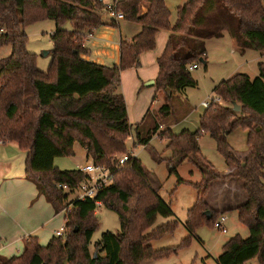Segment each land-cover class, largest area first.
<instances>
[{
	"label": "trees",
	"instance_id": "1",
	"mask_svg": "<svg viewBox=\"0 0 264 264\" xmlns=\"http://www.w3.org/2000/svg\"><path fill=\"white\" fill-rule=\"evenodd\" d=\"M116 9L125 21L139 24L141 30L131 38H120L119 62L106 66L81 57L89 54L84 46L87 35L105 24L100 16L105 10L103 2L0 0V46L11 47L10 54L0 59V140L15 142L26 152L25 179L35 185L55 213L66 211L63 235H54L45 246L36 237H26L22 252L8 258L0 256V264H141L187 246L189 236L178 247L154 249L150 244L171 234L177 222L146 233L158 216L168 218L173 212L149 184L137 157L120 168L110 163L113 153L127 150L125 140L131 133L133 146L149 144L154 134L167 140L166 148L177 151L180 161L188 160L201 172L202 179L193 183L179 177L174 166L170 170L177 175L176 184L188 183L196 190L195 203L187 210L184 221L191 236L196 227L204 223L213 226L216 219L212 211L209 219L204 214L208 210L204 198L210 182L230 177L242 181L247 200L236 209L237 220L247 227L249 235L229 238L216 263L247 264L257 259L264 264V62H258L259 73L253 79L237 73L217 83L214 96L226 104L215 103L212 98L196 130H159V121L172 113L173 93L197 84L188 66L201 63L206 68V39L220 38L227 30L241 54L246 49L264 53V0H185L176 7L172 24L164 0H117ZM42 20L55 23L46 72L37 68L36 55L26 48V27ZM65 23L71 29H66ZM109 24L117 26L114 20ZM159 30L169 31L164 50L156 59V92L162 93L164 103L153 117L147 110L139 123L131 124L123 95L117 91L121 73L138 67L140 55L155 48ZM233 104L239 106L238 111H234ZM149 117L151 126L144 129L142 125ZM236 129L246 132L250 148L243 161L236 159L227 138ZM202 134L215 142L224 162L234 166L233 174L220 177L210 162L206 161L204 167L199 164L200 159L205 160L199 145ZM75 143L85 149L94 164L109 169L111 184L96 199L119 218V232H103L94 242L92 254L89 247L98 227L94 200L69 203L68 193L58 187L72 189L86 174L80 169L62 171L54 165L55 158L73 155ZM167 161L172 165V160Z\"/></svg>",
	"mask_w": 264,
	"mask_h": 264
},
{
	"label": "rangeland",
	"instance_id": "2",
	"mask_svg": "<svg viewBox=\"0 0 264 264\" xmlns=\"http://www.w3.org/2000/svg\"><path fill=\"white\" fill-rule=\"evenodd\" d=\"M167 8L172 11L171 22L176 18V7L182 3V0H164ZM100 16L104 20H109L105 10L100 12ZM236 22H233V24ZM66 29H71L69 23H65ZM123 30V25L121 24ZM55 28V23L52 20H42L28 25L25 29L27 34L26 48L29 52L36 55V65L41 71L46 72L50 65L51 53L53 48L50 36ZM227 31V30H226ZM163 30L159 31V35ZM155 49V48H154ZM153 49V50H154ZM207 49V66L206 68L201 63H196V68L192 70L191 75L197 81L196 86L186 89L185 94L179 96L174 94L171 99L173 106V123L171 129L173 133H179L184 129L193 131L199 127V117L204 112L205 107L201 106L203 101H208L214 98L213 88L222 80H226L237 73H245L251 79L258 76V62H264V53H259L255 50L248 49L243 55L240 47L235 44L234 40L225 32L222 37L218 39H210L206 44ZM10 45L0 46V59L10 54ZM147 73L152 71V67L146 69ZM128 78L125 81V93L129 101V108L131 111L130 122L135 124L139 122L142 115L141 110H147L151 103L152 95L154 94L155 86H147L143 83L140 91L137 93L132 89V80ZM148 82V81H147ZM159 93V92H157ZM148 94V95H147ZM156 102H153L150 107V115L153 117L158 108L164 103L162 93ZM222 105L226 104L220 99ZM155 110V111H154ZM143 111V113H144ZM153 111V112H152ZM142 113V114H143ZM148 119V118H147ZM132 120V121H131ZM164 121V120H162ZM159 121V128L162 122ZM146 127L151 126V120H145ZM144 127V126H143ZM161 129V128H160ZM166 129L162 128L161 130ZM132 137L134 133L130 134ZM134 141V140H133ZM229 143L241 157L246 152V132L242 129L234 130L229 136ZM167 140L160 139L157 135L153 136L150 143L147 145L133 146L131 139L125 140L126 149L133 152L147 174L154 175L162 184L159 189V196L170 204L173 215L168 218L158 216L153 226L146 232L149 233L156 227L166 224L171 221H176L177 226L171 234L164 235L158 239L153 240L150 244L154 249H163L168 247H178L181 245L183 239L189 236V243L187 246L180 247L176 252L170 253L167 256L156 260L143 261L141 264H217L216 257L221 254L222 246L228 238L238 234L241 238H247L249 231L246 226L242 225L235 216L234 210H228L224 213L214 212L216 218L224 216L225 231L215 229L212 224H201L196 227L193 235L187 232L184 221L186 219L187 210L190 209L196 199V190L188 183L176 184L177 175L170 173L174 166L179 176L190 182H199L202 179L201 172L191 163L184 161L178 163L180 154L177 151H171L166 148ZM199 144L202 157L198 162L201 166H205L206 161L210 162L213 170L221 173L225 167V162L220 153L216 150L215 142L207 135L202 134L199 137ZM15 147L11 143L0 144V152L2 149ZM85 149L78 143L74 145V153L67 157H57L54 159V165L59 170L80 169L84 166L88 159ZM126 150V151H127ZM15 154L16 167L23 168L24 158L26 152L17 148ZM125 151V152H126ZM122 152H116L112 155H119ZM174 153H176L174 155ZM111 155V156H112ZM172 160V165L167 161ZM92 161V160H91ZM205 161V162H204ZM192 171V174L189 172ZM154 186H156L154 184ZM212 203L216 201L224 202L231 200V202L238 201L241 197V192L237 188L236 183L229 186L222 184H215L210 192ZM72 195L69 196L70 201ZM208 207V206H207ZM209 210V208H208ZM211 212V211H210ZM65 214V213H64ZM95 216L98 221V227L92 235L91 245L89 247L90 253H94V242L99 240L101 234L105 231L113 233L119 232V218L115 211L101 206L95 210ZM60 225L55 229V232L64 226L63 216H59ZM54 232V233H55ZM247 264H259L257 259L249 261Z\"/></svg>",
	"mask_w": 264,
	"mask_h": 264
},
{
	"label": "crops",
	"instance_id": "3",
	"mask_svg": "<svg viewBox=\"0 0 264 264\" xmlns=\"http://www.w3.org/2000/svg\"><path fill=\"white\" fill-rule=\"evenodd\" d=\"M112 1L114 0H103L105 4L110 3ZM184 1L185 0H182V3ZM142 10L145 11L146 8L143 7ZM170 13H171V17H170V20H171L172 18L171 10H170ZM108 17L111 21H113V19L110 18L109 15ZM102 20L105 24L92 30L91 34L87 35L84 41L85 42L84 46L89 50V54L82 55L81 57L87 61L94 62L99 65L112 66L114 64H118L119 62L120 38L122 37L131 38L135 36L137 33L140 32L141 26L136 23L127 22L124 19L116 21L117 26H111L109 24L110 23L109 20H104V19ZM172 23L174 22H171V24ZM121 24L123 25V30L120 27ZM159 31L157 32L155 36V42H156L155 49L151 51L143 52L140 55L138 67L126 69L121 73V81H120V85L117 87V91L123 95V98L126 104L129 122H130L129 117L131 116V111L129 108L130 107L129 101L127 100V96L125 93V87H124L125 81H128V78L131 77L130 79L132 80V89L136 91L137 93L140 91L144 82L147 83V81L148 82L154 81L153 85H147V86L148 87L155 86V78L158 72L156 59L162 54L164 47L166 45L167 39L169 37L168 30H163V33L161 35H159ZM225 32L234 40L236 44L235 39L226 30L222 31V36ZM210 39H218V38L206 39L205 49H206L207 41ZM247 50L248 49H246V51ZM206 57H207V49H206ZM149 66L152 67V71L147 73L146 69H149ZM206 66H207V63H206ZM188 88H185L181 92H176L174 94H178L179 96H182V94H185L186 89ZM160 95L161 94L157 93L155 89L154 94L152 95V98H151L150 106L148 107L147 110L150 111V107L152 103L156 102ZM147 110L145 111L141 110L139 112L138 115H140V113L142 115L140 121L145 117ZM173 113L174 112H173V106H172L171 115L168 118L164 119V121H162L160 124L161 129L163 127L171 129V125L173 123ZM148 119L151 120L150 117ZM139 122H136L135 124ZM130 123L133 124L132 122ZM144 124H145V121L142 126H144V129H148L149 127H146ZM160 128L159 130H161ZM232 133L228 135L227 137L228 140H229V136ZM155 135L156 134H154L153 136ZM7 143H11L15 147L11 146L8 149H2V151L0 152V256L6 257V258L19 255L23 250L24 239L29 236L36 237L38 243L41 246L47 245L50 239L55 235L54 233L55 229L60 225V220L58 219L59 216L61 215L64 218V212L55 213L53 207L44 198V196L38 194L35 185L32 182L25 179L23 168L16 167L15 154L16 152H18L17 151L18 145L15 142H7ZM73 149H74V146H73ZM246 149L247 150L242 157L236 152L235 149H233L234 150L233 153L236 159H238L239 161H243L250 152V148L248 146L246 147ZM175 154L176 153H174V155ZM87 159L88 161L86 164H88L91 161L89 158ZM180 160L181 158L179 159L178 163H182L184 161L189 162L186 159L183 161H180ZM225 167L226 169L221 173L217 172L216 170L214 172L218 174L220 177L231 175L234 173V170H235L234 166L228 165L225 163ZM146 175H147L148 182L153 188V190L157 194H159V189L162 188V184L158 181V179L154 175L147 174V173ZM177 175L179 176L178 172H177ZM205 176H207V174H205ZM218 183L222 184L223 186H229L232 183L234 184L236 183L237 188L241 192V197L238 199V201H234V202H231V200H226L224 202L216 201L215 203H212L210 192L213 186ZM154 184L156 186H154ZM246 200H247V195L243 189L242 181L234 177H230L228 179L212 180L210 182L209 188L204 198V201L210 211L224 213L228 210H234L236 219H237L236 209L240 205L244 204Z\"/></svg>",
	"mask_w": 264,
	"mask_h": 264
},
{
	"label": "built area",
	"instance_id": "4",
	"mask_svg": "<svg viewBox=\"0 0 264 264\" xmlns=\"http://www.w3.org/2000/svg\"><path fill=\"white\" fill-rule=\"evenodd\" d=\"M103 2V0H98ZM116 1L114 0L110 3L105 4V10L106 13L115 21L123 20L124 16L120 11H117L116 9ZM2 30H0L1 32ZM196 68V63H192L188 66V70L191 72ZM211 102V100H210ZM210 102L203 101L201 105L205 108H207L210 105ZM213 102L218 103L222 105V102L220 98L215 97L213 98ZM128 139H131L133 144V137L131 135L127 136ZM126 138V139H127ZM3 144V141L0 140V144ZM134 156L133 152L126 151L122 152L119 155H112L110 157V163L116 167L120 168L123 167L129 160ZM82 172L86 174V177L83 181H81L76 187L70 188L66 185H58V187H61L63 190H65L69 196L72 195V199L69 201L74 200H85V199H91L94 200V205L96 208L101 207V202L96 199V195L103 190L105 187L109 186L111 184V177L110 172L107 167L104 165H96L92 161H90L88 164L84 165L81 169ZM68 196V197H69ZM70 207V206H69ZM62 212L66 213V211L63 209ZM226 218L224 216H220L219 218H216L213 222V227L217 230L225 231V223ZM64 233V228H60L55 232L56 236H61Z\"/></svg>",
	"mask_w": 264,
	"mask_h": 264
},
{
	"label": "water",
	"instance_id": "5",
	"mask_svg": "<svg viewBox=\"0 0 264 264\" xmlns=\"http://www.w3.org/2000/svg\"><path fill=\"white\" fill-rule=\"evenodd\" d=\"M153 84H154V81H149V82H147L146 85H153ZM166 92H167V95L168 96L171 95V93H170L169 90H166ZM233 109H234V111H238L239 110V106L236 105V104H233ZM204 214L206 215V218L209 219V217H210V210L205 211Z\"/></svg>",
	"mask_w": 264,
	"mask_h": 264
}]
</instances>
